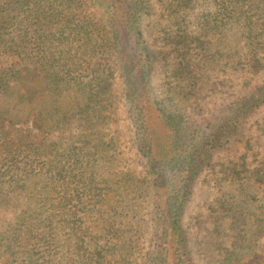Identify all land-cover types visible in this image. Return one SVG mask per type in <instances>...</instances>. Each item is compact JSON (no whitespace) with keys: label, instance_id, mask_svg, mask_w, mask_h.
<instances>
[{"label":"trees","instance_id":"1","mask_svg":"<svg viewBox=\"0 0 264 264\" xmlns=\"http://www.w3.org/2000/svg\"><path fill=\"white\" fill-rule=\"evenodd\" d=\"M93 1L108 22V48L120 58L152 192L142 198L134 173L97 132L111 87L108 64L92 63L100 50L93 41L104 27L79 18L78 0H0V93L13 90L17 104L9 115L0 108V264H132L147 233L146 201L152 229L145 264H194L183 224L194 184L214 153L264 107V83L232 101L218 120L190 123L151 87L155 56L142 28L150 0ZM191 1L173 0L170 8L177 13ZM212 1L199 36L184 30L165 38L179 59L171 88L182 98L198 87L190 53L204 49L208 34L237 31L240 63L248 47L250 71H264V0ZM62 95L69 106L51 107ZM73 125L83 131L66 145L63 131ZM234 172L264 186V159ZM232 264H264V250L233 256Z\"/></svg>","mask_w":264,"mask_h":264},{"label":"rangeland","instance_id":"2","mask_svg":"<svg viewBox=\"0 0 264 264\" xmlns=\"http://www.w3.org/2000/svg\"><path fill=\"white\" fill-rule=\"evenodd\" d=\"M150 2L151 10L142 21V28L155 56L151 63V87L155 96L164 100L171 110L187 116L190 123L204 126L218 120L236 98L249 94L264 83V71L254 74L244 59L249 52L248 47L244 48V62L240 63L242 40L239 33L216 32L203 36V50H191V62L199 75L198 87L194 94L182 98L176 89L171 88L178 82L172 71L178 66L179 59L172 43L165 38L184 30L193 37L199 36L201 20L211 10L213 1L192 0L188 9L177 13L175 4L170 8L173 0ZM73 8L80 11V19L104 27L93 41L100 45V50L92 63L101 59L108 64L111 87L106 98L109 103L107 117L103 125H98L97 132L112 144L121 167L134 173L133 184L141 190L143 198L152 192L149 188L146 190L144 184L148 181V165L138 149L137 128L129 111L120 58L108 48L111 41L108 22L93 0H78ZM15 98L13 90L0 93V108L7 115L15 111ZM48 100L45 96L43 101L47 104ZM54 101L56 104L57 99L52 98L50 104ZM69 102L70 99L62 95L58 104L51 107L61 104L65 108ZM79 131L82 132L83 128L78 125L63 131L66 145L78 136ZM77 146H81V141ZM263 159L264 107L249 116L242 132L227 147L216 151L211 163L197 177L183 219L194 264H232L233 256L246 258L252 252L264 250V186L260 187L252 178H236L234 172L244 167L253 170ZM151 207L150 201L143 204L141 212L145 214V220L141 227L143 232L147 228V233L140 240L141 249L132 264H145V253L151 246L152 224L147 220Z\"/></svg>","mask_w":264,"mask_h":264}]
</instances>
